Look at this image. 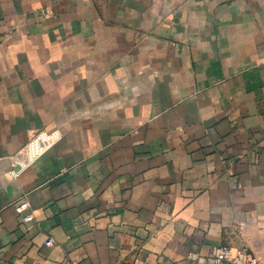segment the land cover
<instances>
[{
	"label": "crops",
	"instance_id": "0c3cea01",
	"mask_svg": "<svg viewBox=\"0 0 264 264\" xmlns=\"http://www.w3.org/2000/svg\"><path fill=\"white\" fill-rule=\"evenodd\" d=\"M219 245L264 264V0H0V264Z\"/></svg>",
	"mask_w": 264,
	"mask_h": 264
},
{
	"label": "built area",
	"instance_id": "2783aa9c",
	"mask_svg": "<svg viewBox=\"0 0 264 264\" xmlns=\"http://www.w3.org/2000/svg\"><path fill=\"white\" fill-rule=\"evenodd\" d=\"M63 138L58 129L37 130L31 136L25 146L12 158V168L9 176L18 178L25 170L32 167L50 149L56 146ZM31 216L25 221H30ZM55 244L54 239H49L48 246ZM190 261L196 264H262L259 256L248 245L232 247L227 245L213 246L209 255L203 256L198 253L190 254Z\"/></svg>",
	"mask_w": 264,
	"mask_h": 264
}]
</instances>
